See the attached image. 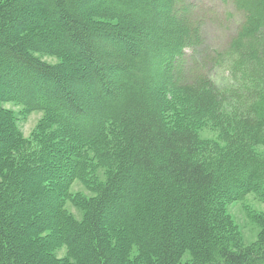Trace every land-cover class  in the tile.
Returning <instances> with one entry per match:
<instances>
[{
	"label": "trees",
	"instance_id": "obj_1",
	"mask_svg": "<svg viewBox=\"0 0 264 264\" xmlns=\"http://www.w3.org/2000/svg\"><path fill=\"white\" fill-rule=\"evenodd\" d=\"M220 1L213 50L186 0H0V264H264V216L245 247L226 213L264 204V0Z\"/></svg>",
	"mask_w": 264,
	"mask_h": 264
},
{
	"label": "rangeland",
	"instance_id": "obj_2",
	"mask_svg": "<svg viewBox=\"0 0 264 264\" xmlns=\"http://www.w3.org/2000/svg\"><path fill=\"white\" fill-rule=\"evenodd\" d=\"M188 3L193 4L195 12L202 20V32L206 40V44L209 48L215 50L220 49L226 46L230 37L234 34L236 28L239 26L242 21V15L238 13L235 8L229 3H223L220 0H186ZM211 53V51H209ZM44 61L48 63H55L57 60L55 58L44 57ZM188 67V63L185 64ZM186 68V67H185ZM185 69L182 73L186 77ZM223 80L221 85L228 83L226 79V74L218 73L215 76V80ZM4 108L14 112L18 116V129L22 133L23 137L27 139L35 131L38 123L43 117L42 112H30L25 113V110L21 106H17L13 103L4 104ZM199 134L203 140L218 142L220 145L224 146L223 143L219 141V129L211 125L210 122H205L203 126L200 127ZM264 150V147H259L258 150ZM257 150V151H258ZM49 165L52 162L48 161ZM54 164V163H51ZM60 172L69 171V167L66 164H61L58 162ZM104 170L98 169L97 175L99 176L100 182H105V177L103 175ZM57 176L60 178V174L57 173ZM57 177V178H58ZM70 190L71 194L84 195L85 197H93L94 194L88 192L81 184L80 181H74L67 187ZM57 193V186L54 188V191L51 193ZM53 200L54 197H51ZM47 204H51L48 202ZM65 208L74 215L77 220H81V211L75 210L69 203H65ZM226 213L229 216V221L231 225L238 231L240 242L242 246L253 245L258 239L260 229L256 223H254L253 218L257 215L264 216V204L261 199L250 192L246 194L243 199L238 202L229 203L226 206ZM53 216V213L48 212V216ZM60 235V234H59ZM57 234V236L59 237ZM53 239V238H52ZM136 254V251L133 249L131 252V258ZM55 255L57 258H62L66 255V248L59 247L56 248ZM186 261V258H185Z\"/></svg>",
	"mask_w": 264,
	"mask_h": 264
}]
</instances>
